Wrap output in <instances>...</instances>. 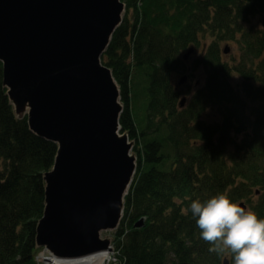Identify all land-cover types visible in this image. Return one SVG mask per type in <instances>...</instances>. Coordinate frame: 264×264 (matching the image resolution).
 Listing matches in <instances>:
<instances>
[{
	"label": "trees",
	"instance_id": "1",
	"mask_svg": "<svg viewBox=\"0 0 264 264\" xmlns=\"http://www.w3.org/2000/svg\"><path fill=\"white\" fill-rule=\"evenodd\" d=\"M120 1L124 13L101 62L118 85L119 131L134 141L136 167L114 232V264H234L230 250L210 251L189 206L223 193L264 218V32L251 22L264 15V0ZM228 41L238 47L231 62L221 55ZM189 47L200 48L193 65L204 80L178 107L168 74ZM6 91L0 62V264H39L43 173L57 146L15 115ZM208 107L218 120L203 119Z\"/></svg>",
	"mask_w": 264,
	"mask_h": 264
},
{
	"label": "water",
	"instance_id": "2",
	"mask_svg": "<svg viewBox=\"0 0 264 264\" xmlns=\"http://www.w3.org/2000/svg\"><path fill=\"white\" fill-rule=\"evenodd\" d=\"M123 11L120 0H0L8 100L32 133L57 146L43 173L44 209L35 235V246L48 256L112 251L100 232L117 228L136 167L131 143L119 131V88L101 62ZM260 25L264 31V18ZM184 80L179 76L177 85ZM184 102L182 97L177 104Z\"/></svg>",
	"mask_w": 264,
	"mask_h": 264
},
{
	"label": "clouds",
	"instance_id": "3",
	"mask_svg": "<svg viewBox=\"0 0 264 264\" xmlns=\"http://www.w3.org/2000/svg\"><path fill=\"white\" fill-rule=\"evenodd\" d=\"M191 215L210 251L234 254V264H264V218L219 193L190 203Z\"/></svg>",
	"mask_w": 264,
	"mask_h": 264
},
{
	"label": "rangeland",
	"instance_id": "4",
	"mask_svg": "<svg viewBox=\"0 0 264 264\" xmlns=\"http://www.w3.org/2000/svg\"><path fill=\"white\" fill-rule=\"evenodd\" d=\"M123 13H124V11L122 12L121 16H123ZM261 18H262V16L260 15L259 17H255V18L251 19V22L254 23V25H256L257 27H259L260 26L259 21L261 20ZM224 44L228 45V49H227L226 53H221L222 58L231 62L230 58H232V57L236 58L238 55V50H237L238 47L234 42L228 41V42H221L220 48H222L224 46ZM199 49H200L199 47L195 48L194 51L192 52V54L188 57L187 60L184 61V63L182 64L181 67L176 68L174 70H171L168 74L169 83H171L175 87L176 91L178 92V95H177L178 100L182 97H184L187 100L188 97L190 96V94L194 90L201 87L203 84V80H204L203 69L200 66H194L193 65L195 58L199 54ZM182 53H184V51H182L181 54ZM183 74L186 75L185 81L182 84L177 85V80H178L179 76L183 75ZM230 81H231V84H233L235 86L238 84V79H237V77H235V75L231 76ZM119 103L121 104L120 101H119ZM121 106H122V104H121ZM134 108H135V110H134L135 113L137 114L138 117H140L142 112H143L141 97L136 99ZM216 112H217V110L215 108L208 107L204 112L203 119L206 121H210V122L213 120H218L217 116H213V114ZM128 142L131 143V150L129 153L133 155L134 151H132V148L134 146V141L128 139ZM252 200L255 202L256 199L253 198ZM247 210H250L249 207H247ZM115 231H116V229L104 230V231L100 232L101 238H106L109 240L110 245L112 247V251L109 252V256H108L107 260L101 261L98 264H114L115 259L113 257V254H114L113 239H114V232ZM37 248L39 249V251L35 257L36 261L39 264H52V262H50L47 259H44L42 257V254L45 253L44 248L43 247H37Z\"/></svg>",
	"mask_w": 264,
	"mask_h": 264
},
{
	"label": "bare ground",
	"instance_id": "5",
	"mask_svg": "<svg viewBox=\"0 0 264 264\" xmlns=\"http://www.w3.org/2000/svg\"><path fill=\"white\" fill-rule=\"evenodd\" d=\"M109 256V251L102 250L93 254L78 258H56L53 256H48L46 253L42 254L44 259L52 262V264H98L101 261L107 260Z\"/></svg>",
	"mask_w": 264,
	"mask_h": 264
}]
</instances>
